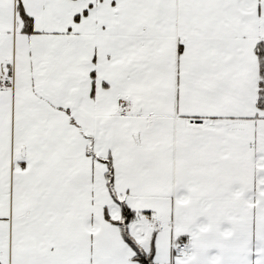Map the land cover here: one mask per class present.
<instances>
[{
    "label": "snow or ice",
    "instance_id": "obj_1",
    "mask_svg": "<svg viewBox=\"0 0 264 264\" xmlns=\"http://www.w3.org/2000/svg\"><path fill=\"white\" fill-rule=\"evenodd\" d=\"M0 264H264V0H0Z\"/></svg>",
    "mask_w": 264,
    "mask_h": 264
}]
</instances>
